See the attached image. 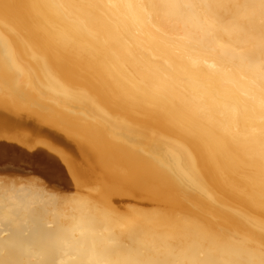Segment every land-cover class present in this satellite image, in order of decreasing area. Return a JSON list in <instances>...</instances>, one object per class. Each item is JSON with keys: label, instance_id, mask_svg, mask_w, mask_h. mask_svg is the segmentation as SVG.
Wrapping results in <instances>:
<instances>
[{"label": "bare ground", "instance_id": "bare-ground-1", "mask_svg": "<svg viewBox=\"0 0 264 264\" xmlns=\"http://www.w3.org/2000/svg\"><path fill=\"white\" fill-rule=\"evenodd\" d=\"M0 264H264V0H0Z\"/></svg>", "mask_w": 264, "mask_h": 264}, {"label": "water", "instance_id": "water-1", "mask_svg": "<svg viewBox=\"0 0 264 264\" xmlns=\"http://www.w3.org/2000/svg\"><path fill=\"white\" fill-rule=\"evenodd\" d=\"M59 153L44 146H27L14 138L0 136V172H42L66 178V166Z\"/></svg>", "mask_w": 264, "mask_h": 264}]
</instances>
